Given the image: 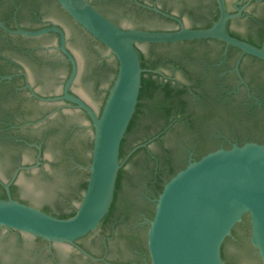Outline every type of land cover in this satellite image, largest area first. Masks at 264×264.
Instances as JSON below:
<instances>
[{"label":"water","instance_id":"1","mask_svg":"<svg viewBox=\"0 0 264 264\" xmlns=\"http://www.w3.org/2000/svg\"><path fill=\"white\" fill-rule=\"evenodd\" d=\"M56 1L75 22L108 48H101L56 7L55 19L66 27L70 36L69 45L80 60L81 74L87 72L86 78L79 76L75 90L94 108L101 107V98L96 95L93 80L89 75L97 63L93 48L104 54L110 50L116 59L110 58L109 63L118 66L117 74L108 90L101 112L97 115L80 97L68 93L77 67L74 58L65 49V36L59 27L12 31L0 22L5 29L13 33L39 35L55 31L60 34V47L71 60L72 71L63 95L53 99L63 98L84 109L93 128L82 130L72 138L63 140V134L69 126L76 123L89 124L80 112L72 114L66 126L59 128L48 144L46 156L51 162L48 175L43 177L37 171L23 173L19 179L21 187L16 188L19 194L35 202L55 207L57 198L65 195H71L73 198L72 187L76 185V188L81 190V183L86 180L80 201L74 200L77 208L72 216L57 217L15 200L10 195V183L4 185L7 197L0 196V227L19 231L11 232L0 228V260L5 264H51L42 250L45 245L42 240L73 243L95 230L83 240L87 242L92 237L101 236L106 230L99 224L114 197L118 171L124 162L119 160L121 140L136 108L142 72L147 70L140 65L136 43L213 38L240 50L235 67L237 71L238 63L245 54L264 60V44L258 47L229 34L227 22L240 12H227L224 0H217L219 17L206 28L188 27L176 15L134 0L136 4L176 21L178 26L171 30L135 28H170L174 24L167 20L141 16L129 10L124 11V7L119 8L115 4H106L102 8L122 26L129 28H121L115 24L89 0ZM165 3L174 12L181 14L186 24L209 14L208 11L188 9L182 0H165ZM239 26L243 32H248L246 23ZM138 48L148 55L151 45L138 43ZM257 67L261 68L262 65L257 64ZM102 80L106 85L107 78ZM223 123L215 124L214 128H232L230 124ZM232 132H229L230 135ZM236 132L245 134L246 131ZM131 140H134V136L129 139ZM146 143L132 147L125 159ZM124 149H127V145ZM151 149L156 151L158 145L152 144ZM0 150L2 151L1 145ZM70 151L82 159L86 172L72 170V157L68 156ZM143 155V152H138L132 158L126 168L128 176L126 174L123 177L122 191L128 194L136 206H141L145 199L142 188L137 186V175L145 165ZM0 163H3L1 152ZM9 173L7 166H0V175L3 178H7ZM142 207L143 205L137 207L127 224L118 229L120 248L116 257L120 259L132 258V245L123 237L125 231H140L141 243L145 242L143 233L146 223L139 214ZM245 214H248L249 218L242 222ZM233 227L236 236L226 239L232 234ZM222 244L230 264H264V143L248 141L208 151L179 169L164 184L155 199L154 213L146 230L150 264H226L221 251Z\"/></svg>","mask_w":264,"mask_h":264},{"label":"flooded vegetation","instance_id":"2","mask_svg":"<svg viewBox=\"0 0 264 264\" xmlns=\"http://www.w3.org/2000/svg\"><path fill=\"white\" fill-rule=\"evenodd\" d=\"M89 1L98 11L121 28L129 27L122 26L118 20L102 8L103 5L115 4L119 8L124 7V11L129 10V12H136L141 16L167 20L174 24L170 28H135L171 30L178 26L176 21L140 6L134 0ZM138 1L176 15L186 26L191 28L209 27L219 17L217 0H182L190 10L208 11L209 13L206 17L190 24H186L183 16L174 12L165 3V0ZM224 5L226 11L231 14L240 12L239 15L228 20L229 34L255 46H262L264 44V0H224ZM56 7L64 12L80 30L95 40L101 48L108 49L75 22L56 0H0V22L12 31L17 29L34 31L51 26L59 27L65 36V49L72 55L77 67L76 76L68 87V93L80 97L99 115L108 90L117 74L118 66L111 65L109 59L116 58L110 50L104 54L99 49L93 48L97 56V63L89 75L93 80L96 95L101 98V107L96 109L74 88L78 83L79 76L86 78L87 72L81 74L80 60L69 45L70 36L66 27L55 19ZM242 23H246L248 32L241 30L239 25ZM5 27L0 24V145L2 147L0 152L3 159L0 166H7L10 173L7 178L0 175V196L2 197L3 191L6 195L4 185L10 183L9 190L13 199L54 216L63 217L77 208L74 200L80 201L81 199L83 191L78 190L76 185L72 187L74 197L65 195L57 198L54 202L55 207L35 202L19 194L16 188L21 187L19 179L23 173L30 174L37 171L43 177L48 175V167L51 164L46 156L48 144L60 130L59 128L66 126L72 114L80 112L89 124L76 123L69 126L63 134V140L72 138L75 133L82 130L88 128L93 130L91 121L86 111L73 102L63 98L53 99L63 95L66 82L72 71V62L60 47V34L48 31L39 35H25L13 33ZM138 43L151 45L148 55L138 48ZM138 43H136V48L142 54L140 65L147 69L144 72L149 73L157 84L174 91H181L179 98L183 101L182 111H179L180 114L173 113L169 118L171 122L168 123L165 131L161 130L144 141L147 142L144 149L145 155L148 153L147 156L151 157L150 167L156 166L162 155L163 158L168 157L171 160V165H175L195 160L196 151L202 147L226 148V145L243 144L248 141L264 143V137L261 141L258 138L250 139L248 131L240 127L233 118V114L239 118L264 117V60L245 54L238 63L237 71L235 67L240 50L232 45L226 46L224 42L213 38ZM257 64L262 67L258 68ZM103 78H107L106 85H104ZM187 119L192 122L190 126L186 124ZM163 122L162 120L160 124ZM223 122L230 124L232 128L229 130L214 128L215 124ZM232 130L234 131L232 132ZM237 130L246 132L241 134L237 133ZM158 137L159 140L155 141ZM152 144L158 145L156 151L151 149ZM144 151L139 152L144 153ZM127 153L121 156L119 152L120 162L124 161L121 165L123 172L121 185L118 189L119 209L124 207L123 211L114 213L104 225L100 222L99 226L101 225L106 230L101 236L92 237L87 242L83 240L95 230L76 239L73 243L49 242L39 238L45 242L42 250L46 253L51 264H150L146 246V230L153 216L148 211L149 208L155 207L157 193L152 182L148 183V179L140 175L141 172L145 173L144 167L137 175L139 183L137 186L142 188V193L145 195V199L142 201V211L139 212L146 223L143 233L145 242L141 243L142 233L140 231H125L123 237L132 245L130 248L132 258L120 259L116 257L120 248L119 227L127 224L133 216V212L137 211V207L142 206H136L129 199L128 194L122 191L123 177L126 174L128 176L126 168L137 154L127 162L131 155L125 159ZM68 156L72 157V170L86 172L82 159L75 152L70 151ZM0 228L19 232L6 227ZM230 237L234 236L231 234ZM57 244L64 246L59 247ZM223 258L227 263L228 259ZM0 264L5 263L0 260Z\"/></svg>","mask_w":264,"mask_h":264},{"label":"trees","instance_id":"3","mask_svg":"<svg viewBox=\"0 0 264 264\" xmlns=\"http://www.w3.org/2000/svg\"><path fill=\"white\" fill-rule=\"evenodd\" d=\"M139 52V51H138ZM142 54L139 52V59L141 61ZM181 91H174L168 87H164L160 84H157L147 72H142L141 75V85L138 94V101L136 104L135 111L130 119V122L127 126L126 132L121 140L120 144V155H124L127 153L131 147H133L137 143H141L151 138L152 136L159 133V131L164 130L169 122H171L170 117H172L173 113L180 114L179 111H182L183 101L180 100L179 94ZM234 121L237 122L238 125L245 128L249 133L250 139L258 138L259 141L262 140L264 135V117L261 118H239L235 114H233ZM150 118H149V117ZM149 118V119H148ZM164 121L163 124L160 122ZM187 125H191L192 122L187 119ZM160 127V128H158ZM158 128V129H157ZM165 131V130H164ZM134 136L135 142L133 140L129 141L131 137ZM161 136V135H160ZM159 137L155 139L158 141ZM127 145V149L124 147ZM230 147V145H226V148ZM146 146H142L136 149L128 158L127 162L139 151H144ZM216 148H207L202 147L201 149L196 151V159L200 158L203 154L208 151L214 150ZM147 153V152H146ZM143 162L145 173L141 172L140 175L144 176V178L148 179V183L152 182V186L155 189L157 196L162 191L164 184L181 168H183L187 162L176 163L175 165H171L170 159L168 157L163 158V155L158 160V164L152 167L149 166L151 162V157L147 154L145 155V151L143 153ZM169 162V163H168ZM123 169L120 167L116 179L114 197L108 209V212L102 218V225L106 224L109 219L119 211L120 213L123 211L124 207L119 209L118 202V189L121 185ZM144 173V174H143ZM149 177V178H148ZM86 187V181L81 183V191H84ZM3 198H6L4 191L1 193ZM76 209L71 211L69 214L64 215V217L72 216L75 213ZM149 214L153 215L154 207L149 208ZM248 214L244 215L243 221H247ZM232 236H236L235 227L232 230ZM37 238V237H36ZM230 238L228 236L226 239ZM39 240V238H37ZM222 255H224L223 245L221 248ZM226 264H230L229 261Z\"/></svg>","mask_w":264,"mask_h":264}]
</instances>
